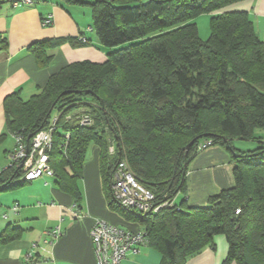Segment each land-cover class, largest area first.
I'll return each mask as SVG.
<instances>
[{
  "label": "trees",
  "instance_id": "1",
  "mask_svg": "<svg viewBox=\"0 0 264 264\" xmlns=\"http://www.w3.org/2000/svg\"><path fill=\"white\" fill-rule=\"evenodd\" d=\"M65 1L91 6L108 57L103 63L65 65L28 99L8 95V130L29 144L49 126L54 110L59 112L49 162L59 189L76 202L82 200L89 147L97 145L110 208L144 225L145 245L161 253L160 264H187L206 247L215 248L219 234L228 242L222 264H264V137L258 135L264 129V41L247 11L223 10L241 0ZM204 12L213 14L207 40L200 38L194 20ZM63 41L31 45L38 64L47 66L53 58L49 48ZM83 111L91 113L92 124H80L77 115ZM237 138L258 145L241 151L233 145ZM209 140L207 146L233 151L235 185L205 205L187 206L185 197L177 202L186 192L190 161ZM112 144L115 153L109 152ZM120 159L158 202L173 204L145 214L119 204L111 177ZM22 175V168L6 167L0 193L26 184ZM22 232L9 223L0 240L12 241Z\"/></svg>",
  "mask_w": 264,
  "mask_h": 264
},
{
  "label": "crops",
  "instance_id": "2",
  "mask_svg": "<svg viewBox=\"0 0 264 264\" xmlns=\"http://www.w3.org/2000/svg\"><path fill=\"white\" fill-rule=\"evenodd\" d=\"M227 9L247 11L264 41V0H241L223 10ZM49 15L52 22L44 25L43 19ZM83 37L90 43H79ZM55 38L64 41L49 48L53 58L47 66H40L30 46ZM108 51L94 29L88 4L41 0L14 7L10 2H0V168L10 166V153L16 145L15 135L7 128L5 98L17 92L28 99L65 65L82 60L103 63ZM240 144V139L233 140L236 149L241 150ZM243 147L249 150L248 145ZM99 154L95 145L91 160L85 161L80 181L81 202L60 190L54 175H43L0 193V233L9 223L23 229L17 239L0 240V264H98L90 235L95 219L132 231L143 230L140 224L127 221L110 208ZM233 157V151L219 144L198 151L188 165L186 192L179 193L185 197L187 206L205 205L210 196L235 185ZM56 226L63 230V235L46 242L51 240L47 230ZM215 240V248L206 247L190 257L187 264H222L228 254V242L223 234L216 235ZM34 242L37 247H33ZM29 253L33 257L29 258ZM160 261L161 253L144 245L140 252L128 254L122 264H160Z\"/></svg>",
  "mask_w": 264,
  "mask_h": 264
},
{
  "label": "built area",
  "instance_id": "3",
  "mask_svg": "<svg viewBox=\"0 0 264 264\" xmlns=\"http://www.w3.org/2000/svg\"><path fill=\"white\" fill-rule=\"evenodd\" d=\"M39 1L41 0H0V2H10L14 7L32 5ZM51 22L50 15L43 19L44 25H49ZM58 117L59 112L53 115L47 128L33 135L29 144L21 135H15L16 145L10 153V166L22 168L21 180L31 181L43 175H54L49 157L53 148V131L56 129ZM77 118L83 125L93 123L91 113L86 111L78 114ZM65 136L68 138L69 133ZM209 143L211 140L201 143L199 149ZM115 149V144H112L110 152L113 153ZM3 170L0 168V173ZM111 190L119 204L143 214L159 212L163 207L173 204V200L169 199L158 202L155 194L133 174L126 159H120L115 165L111 177ZM47 234L51 236V240L45 241L51 243L63 235V230L56 226L48 229ZM90 235L98 264H122L128 254L140 252L141 246L147 243L145 230L132 231L99 218L95 219ZM37 246L38 243L34 242L33 247ZM28 257H33V253H29Z\"/></svg>",
  "mask_w": 264,
  "mask_h": 264
},
{
  "label": "rangeland",
  "instance_id": "4",
  "mask_svg": "<svg viewBox=\"0 0 264 264\" xmlns=\"http://www.w3.org/2000/svg\"><path fill=\"white\" fill-rule=\"evenodd\" d=\"M212 15H213L212 13L204 12V13H201L200 15H198L194 19L195 22H197L199 36L202 40H207L210 37V34H211V16ZM125 45L126 44H122L121 46H125ZM56 113H57V110H54L53 115H55ZM258 135H260L261 137H264V129H259ZM240 140H241V144H242V145L240 144L241 145V151H246L245 148L243 147L245 145H248L249 149H253V148H255V146H257L255 140L254 141L253 140H247V139H240ZM257 143H258V141H257ZM94 146H95L94 143H92L90 145L86 160H88V159L91 160ZM115 146H116V144H115ZM115 151H116V149H115ZM115 151L113 153H115ZM109 152H110V146H109ZM182 199H183V195L179 194V196L177 197V201L180 202ZM131 223H133V222H131ZM140 225H141L142 229L144 230V228H145L144 225H142V224H140Z\"/></svg>",
  "mask_w": 264,
  "mask_h": 264
},
{
  "label": "water",
  "instance_id": "5",
  "mask_svg": "<svg viewBox=\"0 0 264 264\" xmlns=\"http://www.w3.org/2000/svg\"><path fill=\"white\" fill-rule=\"evenodd\" d=\"M208 135V134H207ZM194 140H191L187 145H186V152L188 153L190 146L193 144Z\"/></svg>",
  "mask_w": 264,
  "mask_h": 264
}]
</instances>
